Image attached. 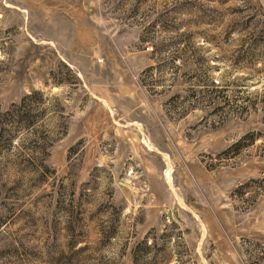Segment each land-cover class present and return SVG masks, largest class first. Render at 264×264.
Masks as SVG:
<instances>
[{
  "label": "rangeland",
  "instance_id": "obj_1",
  "mask_svg": "<svg viewBox=\"0 0 264 264\" xmlns=\"http://www.w3.org/2000/svg\"><path fill=\"white\" fill-rule=\"evenodd\" d=\"M0 264H264V0H0Z\"/></svg>",
  "mask_w": 264,
  "mask_h": 264
},
{
  "label": "bare ground",
  "instance_id": "obj_2",
  "mask_svg": "<svg viewBox=\"0 0 264 264\" xmlns=\"http://www.w3.org/2000/svg\"><path fill=\"white\" fill-rule=\"evenodd\" d=\"M143 142H146L145 139H143ZM156 152H159L156 148H153ZM161 153V155L165 158L166 160V167H165V171H164V178H165V182L169 188V190L172 192L175 200L177 201V204L179 206H181L182 208H184L185 210L191 212V214L193 216H195L198 221H200L201 225H202V233H201V236H200V241H199V244H198V247L200 246L201 244V241H202V238L204 236V233L206 231L205 229V226L204 224L201 222V220L199 219L198 215L186 204V202L184 201V199L176 192L174 186H173V183H172V178H171V174H170V164H169V157L166 153H163V152H159ZM200 248V247H199Z\"/></svg>",
  "mask_w": 264,
  "mask_h": 264
},
{
  "label": "trees",
  "instance_id": "obj_3",
  "mask_svg": "<svg viewBox=\"0 0 264 264\" xmlns=\"http://www.w3.org/2000/svg\"><path fill=\"white\" fill-rule=\"evenodd\" d=\"M37 93H38V91L33 90V91H30L29 93L25 94L20 100L21 105H23V103L28 104L29 102H32L34 100V98H36L35 95H38Z\"/></svg>",
  "mask_w": 264,
  "mask_h": 264
}]
</instances>
